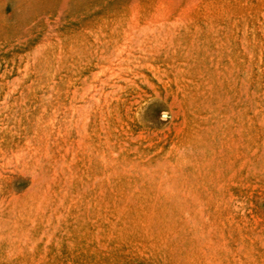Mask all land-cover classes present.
<instances>
[{
  "label": "rangeland",
  "instance_id": "rangeland-1",
  "mask_svg": "<svg viewBox=\"0 0 264 264\" xmlns=\"http://www.w3.org/2000/svg\"><path fill=\"white\" fill-rule=\"evenodd\" d=\"M0 264H264V0H0Z\"/></svg>",
  "mask_w": 264,
  "mask_h": 264
},
{
  "label": "bare ground",
  "instance_id": "bare-ground-1",
  "mask_svg": "<svg viewBox=\"0 0 264 264\" xmlns=\"http://www.w3.org/2000/svg\"><path fill=\"white\" fill-rule=\"evenodd\" d=\"M48 45H49V44H48ZM152 48H153V47H152ZM141 50H142V49H141ZM143 51H144V50H143ZM143 54H144V53H143ZM147 55H148V54H147ZM141 56H142V55H141ZM141 56H140V57H141ZM144 57H145V56H144ZM143 59H145V58H143ZM147 63H149V62H147ZM136 64H137V63H136ZM139 65H140V64H139ZM141 65H142V64H141ZM145 65H146V64H145ZM152 65H153V64H152ZM156 65H157V64H156ZM136 66H137V65H136ZM143 66H144V65H143ZM149 66H150V64H149ZM153 66H154V65H153ZM158 66H160V65H158ZM139 67H140V66H139ZM131 68H132V67H131ZM148 68H149V67H148ZM154 68H155V67H154ZM162 68H163V67H162ZM162 68H161V69H162ZM178 68H180V67H178ZM128 69H129V68H128ZM163 69H164V68H163ZM140 70L142 71V69H140ZM144 70H145V68H144ZM144 70H143V71H144ZM183 70H184V69H183ZM185 70H186V69H185ZM185 70H184V71H185ZM129 71H130V69H129ZM152 71H154V70L151 69V73H152ZM165 71H167V70H165ZM158 72H159V71H158ZM169 72H170V71H169ZM92 73H93V72H92ZM117 73H118V72H117ZM140 73H141V72H140ZM143 74H144V73H143ZM154 74H155V73H154ZM161 74H162V73H161ZM164 74H165V73H164ZM116 75H117V74H116ZM137 75H138V74H137ZM155 75H156V74H155ZM169 75H170V74H169ZM171 75H172V74H171ZM144 76H145V75H144ZM146 76H147V75H146ZM158 76L161 77L160 74H159ZM162 76H163V74H162ZM165 76H166V75H165ZM172 76H173V75H172ZM179 76H180V75H179ZM185 77H186V76H185ZM122 78H124V77H122ZM126 78H127V77H126ZM157 78H158V77H157ZM157 78H154V79L156 80ZM162 78H164V77H162ZM177 78H179V77H177ZM128 79H129V78H128ZM132 79H134V77H133ZM135 79H136V78H135ZM174 79H175V78L173 77V80H174ZM184 79H185V78H184ZM189 79H190V78H189ZM113 80H114V79H113ZM117 80H118V79H116V82H119V81H117ZM121 80H122V79H121ZM144 80H145V78H144ZM146 80H147V79H146ZM163 80H164V79H163ZM166 80H167V79H166ZM168 80L170 81V79H168ZM187 80H188V79H187ZM192 80H193V79H192ZM239 80H240V76H239ZM123 81H125V80H123ZM133 81H134V80H133ZM133 81H132V83H133ZM138 81H139V80H138ZM147 81H148V80H147ZM156 81H157V80H156ZM180 81H181V78H180ZM109 82H110V81H109ZM113 82H114V81H113ZM113 82H112V83H113ZM135 82H137V81H135ZM148 82H149V81H148ZM153 82H154V81H153ZM165 82H166V81H165ZM178 82H179V81H178ZM102 83H104V82H102ZM129 83H131V82H129ZM145 83H146V82H145ZM161 83H162V82H161ZM172 83H174V82H172ZM176 83H177V82L175 81V84H176ZM187 83H188V82H187ZM187 83H186V84H187ZM115 84H116V83H115ZM150 84H151V86H152V83H150ZM184 84H185V83H184ZM109 85H110V84H109ZM117 85H118V84H117ZM117 85H116V86H117ZM178 85H179V84H178ZM189 85H191V84L189 83ZM114 86H115V85H114ZM125 86H126V85H125ZM153 86H154V84H153ZM153 86H152V87H153ZM183 86H185V85H183ZM191 86H193V85H191ZM100 87H101V86H100ZM102 87H103V86H102ZM120 87H121V86H120ZM134 87H135V86H134ZM145 87H148V86H145ZM149 87H150V86H149ZM149 87H148V88H149ZM160 87H162V86H160ZM169 87H170V86H169ZM169 87H168V88H169ZM140 88H141V87H140ZM142 88H143V87H142ZM154 88H155V87H154ZM165 88H166V87H165ZM105 89H106V88H105ZM126 89H127V88H126ZM126 89H125V90H126ZM128 89H129V88H128ZM131 89H132V87H131ZM173 89H174V88H173ZM175 89H176V87H175ZM181 89H182V88H181ZM188 89H189V88H188ZM154 90H155V89H154ZM171 90H172V88H171ZM179 90H180V88H179ZM179 90H178V91H179ZM191 90H192V89H191ZM191 90H190V91H191ZM147 91H148V90H147ZM172 91H173V90H172ZM180 91H181V90H180ZM193 91H194V90H193ZM193 91H192V92H193ZM99 92H100V91H99ZM109 92H110V91H109ZM117 92H119V91H117ZM152 92H153V91H152ZM158 92H160V90H159ZM168 92H169V91H168ZM168 92H167V93H168ZM110 93H111V92H110ZM112 93H113V92H112ZM170 93H171V92H170ZM170 93H169V94H170ZM172 93H173V92H172ZM185 93H186V92H185ZM190 93H191V92H190ZM197 93H198V92H197ZM118 94H119V93H118ZM144 94H145V93H144ZM155 94H156V93H155ZM158 94H159V93H158ZM187 94H189V93H187ZM109 95H110V94H109ZM113 95H114V94H113ZM113 95H112V96H113ZM150 95H151V94H150ZM150 95H149V96H150ZM152 95H153V94H152ZM160 95H161V94H160ZM183 95H184V94H183ZM112 96L110 95V97H112ZM143 96H144V95H143ZM169 96H170V95H169ZM177 96H178V95H177ZM179 96H180V95H179ZM114 97H115V96H114ZM176 98H177V97H176ZM185 98H187V97H185ZM181 99H182V98H181ZM193 99H194V98H193ZM179 100H180V99H179ZM183 101H185V100H183ZM234 101H235V100H234ZM193 103H194V102H193ZM236 109H237V108H236ZM216 110H217V109H216ZM232 111H233V110H232ZM209 113H210V112H209ZM231 113H233V112H231ZM205 116H206V115H205ZM222 117H223V116H222ZM219 118H220V117H219ZM229 122H230V121H229ZM210 126H211V125H210ZM233 126H234V125H233ZM224 127H225V126H224ZM226 129H227V128H226ZM211 136H212V135H211Z\"/></svg>",
  "mask_w": 264,
  "mask_h": 264
}]
</instances>
